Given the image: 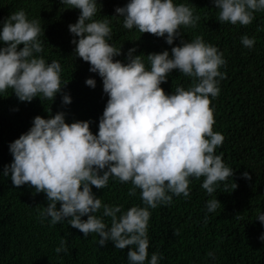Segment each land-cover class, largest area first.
<instances>
[{
	"label": "clouds",
	"instance_id": "9594fccd",
	"mask_svg": "<svg viewBox=\"0 0 264 264\" xmlns=\"http://www.w3.org/2000/svg\"><path fill=\"white\" fill-rule=\"evenodd\" d=\"M80 10L78 21L69 24L76 45V56L90 62V71L103 80L108 95L99 120V131L93 133L91 120L66 122V113L58 111L45 118L36 115L30 129L10 143L13 160L4 166V176H11L14 185L30 184L47 197L41 221L50 223L67 220L87 236L98 233L101 246L112 241L115 247H128L129 264H159L162 254L153 252L148 259V225L150 209L170 204L173 195L190 198L191 177H204L202 187L208 194L223 188L238 187L230 183L234 169L227 165L223 153L215 149L224 141L221 132L214 131V109L210 97L219 95L220 79L225 75L221 66L226 59L217 46L202 36L184 41L161 52L136 55V48L126 54L127 62L114 59L122 55L110 39L112 27L108 19H95L98 0H62ZM219 9V20L232 24H250L255 12L264 10V0H213ZM100 4V3H99ZM116 17H123L124 27L134 26L142 33L163 37L169 45L181 35L180 26H195L200 19L185 3L174 0H128L117 6ZM38 19H29L20 9L6 17L0 30V93L12 89L20 101L35 97L55 99L63 87L62 65L59 60L48 62L43 55L44 34ZM78 38V39H77ZM255 37H241L246 47H253ZM23 45V47H20ZM173 69L193 78L192 85L176 87L167 93L162 82ZM96 79L86 84L95 88ZM70 93L62 102L70 104ZM243 177L251 179L249 172ZM110 178L131 181L130 191L137 188L144 206L107 204L93 191L106 187ZM59 204V207L57 206ZM221 205L217 196L206 201L207 213ZM103 208L102 215H96ZM87 216V219L82 217ZM111 217V225L104 217ZM207 215L205 219H207ZM264 224V211L257 218ZM264 240V234L260 236ZM131 246V247H129ZM57 252L68 251L62 239ZM209 257L215 259L210 251Z\"/></svg>",
	"mask_w": 264,
	"mask_h": 264
},
{
	"label": "trees",
	"instance_id": "16d2710c",
	"mask_svg": "<svg viewBox=\"0 0 264 264\" xmlns=\"http://www.w3.org/2000/svg\"><path fill=\"white\" fill-rule=\"evenodd\" d=\"M98 2L94 18L110 21V43L122 48L123 54L114 59L127 62L128 50L135 47V54L145 55L150 67L149 53L168 49L171 54V48L182 39L191 41L196 36L217 46L226 59L220 69L225 75L218 78L221 91L210 97V107L214 109L213 130L224 136L216 154L222 152L225 163L234 169L228 182L235 181L238 187L224 189L221 182L215 193L208 194L202 187L204 177H191L190 198L173 195L172 203L150 209L148 259L158 252L162 254L159 264H264V240L260 239L264 224L256 219L257 210L264 211V10L256 11L248 25L232 24L219 20L213 0H174L188 4L200 19L195 26L181 25V35L169 45L163 37L142 33L135 26L124 27L123 17H116L115 9L128 0ZM69 7L62 0H0V30L4 19L20 9L26 10L29 19H38L45 31L39 37L44 50L37 55L48 62L59 60L62 85L68 82L54 100L41 95L30 102L20 101L12 89L0 93V264H129L128 247H115L112 241L101 246L98 233L84 236L67 220L52 224L48 217L42 222L46 194L36 192L30 184L16 186L10 175H3L4 166L13 160L10 143L30 129L36 115L48 118L64 111L66 122L91 120L93 133L99 131L109 97L102 77L89 70L90 62L75 54L69 24L78 21L80 10ZM245 34L256 38L253 47L243 45ZM89 77L96 79L95 88L86 84ZM192 82L193 78L173 69L161 87L172 93L178 86L190 87ZM64 93H70V104L62 102ZM245 171L250 180L243 177ZM132 187L131 181L110 178L102 189L93 185V191L104 203L123 205V210L134 204L144 206L141 189L133 194ZM213 196L221 205L207 213L206 201ZM102 214L103 208L96 213ZM104 219L110 226L111 217ZM62 239L67 240L68 251L57 252ZM210 251L215 259L208 256Z\"/></svg>",
	"mask_w": 264,
	"mask_h": 264
}]
</instances>
